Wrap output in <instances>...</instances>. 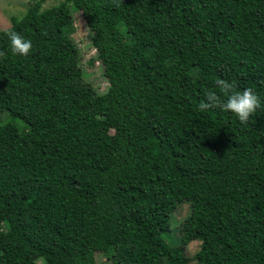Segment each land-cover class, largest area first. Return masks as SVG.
Instances as JSON below:
<instances>
[{
    "label": "trees",
    "instance_id": "obj_1",
    "mask_svg": "<svg viewBox=\"0 0 264 264\" xmlns=\"http://www.w3.org/2000/svg\"><path fill=\"white\" fill-rule=\"evenodd\" d=\"M47 2L0 32V264H264V0ZM218 80L260 98L247 123L200 108Z\"/></svg>",
    "mask_w": 264,
    "mask_h": 264
},
{
    "label": "rangeland",
    "instance_id": "obj_2",
    "mask_svg": "<svg viewBox=\"0 0 264 264\" xmlns=\"http://www.w3.org/2000/svg\"><path fill=\"white\" fill-rule=\"evenodd\" d=\"M38 0H0V32L9 29L13 24V19H21L27 13L32 4ZM62 0H48L43 9L52 8L59 5ZM74 28L75 32L72 37L77 46L81 49L83 69L88 75L87 80L100 92H105L108 88V83L103 77L101 71V63L96 60V50L91 45V33L87 26L86 20L82 13H74ZM189 204H180L175 210V219L178 222L177 227L189 215ZM176 226V225H174ZM179 234V233H178ZM169 241V240H168ZM199 242H193L188 247V255L194 256L200 249ZM101 264H113L106 257H100Z\"/></svg>",
    "mask_w": 264,
    "mask_h": 264
},
{
    "label": "clouds",
    "instance_id": "obj_3",
    "mask_svg": "<svg viewBox=\"0 0 264 264\" xmlns=\"http://www.w3.org/2000/svg\"><path fill=\"white\" fill-rule=\"evenodd\" d=\"M11 51L19 56L27 55L31 48V40L25 38L20 33L12 31L8 34ZM220 92L225 96L223 101H218L216 92L206 94L205 102L200 105L201 109H207L219 105L222 111L235 114L242 124L247 123L250 116L255 113L260 106V98L251 88L232 91V85L224 80H218Z\"/></svg>",
    "mask_w": 264,
    "mask_h": 264
}]
</instances>
